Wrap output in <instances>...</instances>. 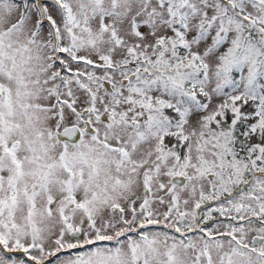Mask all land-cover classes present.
<instances>
[{"label": "snow or ice", "instance_id": "obj_1", "mask_svg": "<svg viewBox=\"0 0 264 264\" xmlns=\"http://www.w3.org/2000/svg\"><path fill=\"white\" fill-rule=\"evenodd\" d=\"M0 264H264V0H0Z\"/></svg>", "mask_w": 264, "mask_h": 264}]
</instances>
